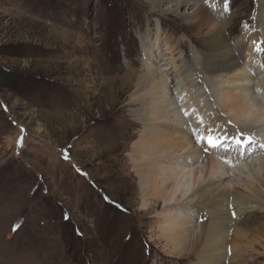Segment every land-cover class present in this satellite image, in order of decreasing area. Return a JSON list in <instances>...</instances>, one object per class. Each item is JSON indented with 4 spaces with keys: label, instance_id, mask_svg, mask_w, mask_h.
<instances>
[{
    "label": "rangeland",
    "instance_id": "374dc122",
    "mask_svg": "<svg viewBox=\"0 0 264 264\" xmlns=\"http://www.w3.org/2000/svg\"><path fill=\"white\" fill-rule=\"evenodd\" d=\"M229 4L238 15L223 34L233 41L256 24L257 6L255 0ZM150 8L146 0H0V264L196 260L188 251L172 254L160 240L154 216L162 203L144 211L132 171L130 150L141 126L130 114L131 95L146 61L140 59L139 35L148 31L149 48L156 42L163 48L157 64L167 56L164 32L176 38V51L201 80L193 88L198 128L205 118L220 116L209 136L222 132L234 139L244 133L214 104L221 101L217 74L200 75L196 30ZM256 33L252 53L261 43L262 33ZM261 94H252L258 104ZM197 219L209 220L205 214ZM248 220L264 228V212ZM258 249L264 251V239ZM252 256L238 262L264 264V253Z\"/></svg>",
    "mask_w": 264,
    "mask_h": 264
},
{
    "label": "bare ground",
    "instance_id": "6f19581e",
    "mask_svg": "<svg viewBox=\"0 0 264 264\" xmlns=\"http://www.w3.org/2000/svg\"><path fill=\"white\" fill-rule=\"evenodd\" d=\"M146 1L151 12L171 14L196 30L200 75L217 74L221 101L215 99L214 104L244 134L234 139L222 137V132L209 136V126L220 116L214 121L205 118V124L198 128L193 88L201 80L191 75L189 65L183 62L185 57L176 51L179 43L164 32L167 49L163 53L167 56L163 64H157L163 48L156 42L150 49L149 32L141 33L140 59L146 61L137 74L131 95L135 106L130 110L132 119L141 126L130 150L141 206L151 212L162 203V212L154 216L158 237L170 246L172 254H193L196 260L191 264H240L253 253L263 255L258 247L264 228L248 219L264 212V0H255L256 24L243 28L233 41L223 34L238 15L237 10H231L229 0ZM257 31L262 33L261 43L252 53L251 36ZM173 54L179 55L178 61ZM174 77L177 80L173 81ZM167 87L173 88L170 96ZM255 90L262 93L261 105L252 95ZM188 92L190 98L181 101ZM190 123L195 129L188 127ZM200 129L201 139L197 140ZM202 154L204 159L197 166ZM148 199L153 201L151 205ZM201 214L209 220L197 222Z\"/></svg>",
    "mask_w": 264,
    "mask_h": 264
},
{
    "label": "snow or ice",
    "instance_id": "6c2138e0",
    "mask_svg": "<svg viewBox=\"0 0 264 264\" xmlns=\"http://www.w3.org/2000/svg\"><path fill=\"white\" fill-rule=\"evenodd\" d=\"M209 142L212 143L213 141L210 139ZM214 146H215V145H214Z\"/></svg>",
    "mask_w": 264,
    "mask_h": 264
},
{
    "label": "crops",
    "instance_id": "0c3cea01",
    "mask_svg": "<svg viewBox=\"0 0 264 264\" xmlns=\"http://www.w3.org/2000/svg\"><path fill=\"white\" fill-rule=\"evenodd\" d=\"M60 159V157H58ZM61 160V159H60ZM62 162V161H61Z\"/></svg>",
    "mask_w": 264,
    "mask_h": 264
}]
</instances>
